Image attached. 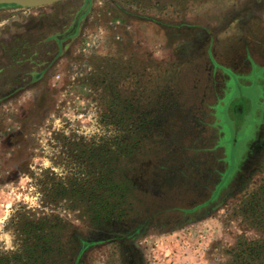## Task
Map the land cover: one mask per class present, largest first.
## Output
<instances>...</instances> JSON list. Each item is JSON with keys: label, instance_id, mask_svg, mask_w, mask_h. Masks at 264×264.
<instances>
[{"label": "rangeland", "instance_id": "rangeland-1", "mask_svg": "<svg viewBox=\"0 0 264 264\" xmlns=\"http://www.w3.org/2000/svg\"><path fill=\"white\" fill-rule=\"evenodd\" d=\"M63 135L115 151L117 194L45 208L43 264H264V0L0 4V264Z\"/></svg>", "mask_w": 264, "mask_h": 264}, {"label": "trees", "instance_id": "trees-1", "mask_svg": "<svg viewBox=\"0 0 264 264\" xmlns=\"http://www.w3.org/2000/svg\"><path fill=\"white\" fill-rule=\"evenodd\" d=\"M62 139L70 148H67V155L55 161L63 171L57 172L52 166L41 168V176L36 178V191L40 194V211L43 213L38 214L37 208L31 210L23 206L10 218L9 225L13 228L18 245L16 264H43L51 254L56 244L53 243L57 221L54 214L45 212V208H56L63 203L65 208L88 209L101 216L102 211L110 205L111 197L117 194L112 191L114 185L108 183L110 176L106 171L112 162L110 154L115 151L106 143L99 148L94 144L84 147L85 143H75L72 136L63 135ZM116 145V152L123 149V143L117 142ZM96 171L99 173L96 174ZM104 212L108 214L109 211ZM244 252L243 256H249V261L255 258L264 260L263 252L255 253L254 249ZM236 256L237 264H249L247 260L243 261L241 253Z\"/></svg>", "mask_w": 264, "mask_h": 264}, {"label": "water", "instance_id": "water-1", "mask_svg": "<svg viewBox=\"0 0 264 264\" xmlns=\"http://www.w3.org/2000/svg\"><path fill=\"white\" fill-rule=\"evenodd\" d=\"M59 0H0V4L14 3L24 7H32L37 5H45L57 2Z\"/></svg>", "mask_w": 264, "mask_h": 264}, {"label": "flooded vegetation", "instance_id": "flooded-vegetation-1", "mask_svg": "<svg viewBox=\"0 0 264 264\" xmlns=\"http://www.w3.org/2000/svg\"><path fill=\"white\" fill-rule=\"evenodd\" d=\"M243 103L244 99L242 97H239L235 107V111L237 114L243 111Z\"/></svg>", "mask_w": 264, "mask_h": 264}]
</instances>
